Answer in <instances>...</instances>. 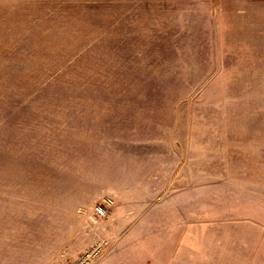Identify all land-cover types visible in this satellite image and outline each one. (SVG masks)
<instances>
[{
    "label": "rangeland",
    "instance_id": "obj_1",
    "mask_svg": "<svg viewBox=\"0 0 264 264\" xmlns=\"http://www.w3.org/2000/svg\"><path fill=\"white\" fill-rule=\"evenodd\" d=\"M101 239L264 264V0H0V264Z\"/></svg>",
    "mask_w": 264,
    "mask_h": 264
},
{
    "label": "built area",
    "instance_id": "obj_2",
    "mask_svg": "<svg viewBox=\"0 0 264 264\" xmlns=\"http://www.w3.org/2000/svg\"><path fill=\"white\" fill-rule=\"evenodd\" d=\"M110 207V199H106L101 203L95 205L93 209V214L96 217H104L108 214ZM93 215V216H94ZM107 239H101L93 244L91 247L87 248L80 257L75 260L71 261L69 264H91L94 259H96L107 245Z\"/></svg>",
    "mask_w": 264,
    "mask_h": 264
},
{
    "label": "crops",
    "instance_id": "obj_3",
    "mask_svg": "<svg viewBox=\"0 0 264 264\" xmlns=\"http://www.w3.org/2000/svg\"><path fill=\"white\" fill-rule=\"evenodd\" d=\"M115 251H111L110 253L108 252L104 258L100 261L97 262L96 264H160L159 262H152V263H143L142 261L138 262V261H121V258L119 262H117V259L113 256H109L110 254L112 255ZM104 260V261H103Z\"/></svg>",
    "mask_w": 264,
    "mask_h": 264
}]
</instances>
